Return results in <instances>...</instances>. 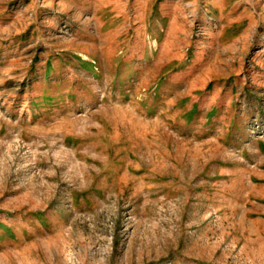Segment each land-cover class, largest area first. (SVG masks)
Masks as SVG:
<instances>
[{
	"label": "rangeland",
	"instance_id": "rangeland-1",
	"mask_svg": "<svg viewBox=\"0 0 264 264\" xmlns=\"http://www.w3.org/2000/svg\"><path fill=\"white\" fill-rule=\"evenodd\" d=\"M0 264H264V0H0Z\"/></svg>",
	"mask_w": 264,
	"mask_h": 264
}]
</instances>
